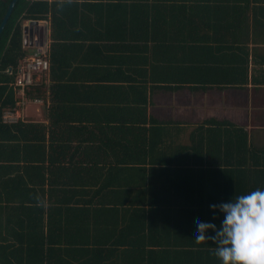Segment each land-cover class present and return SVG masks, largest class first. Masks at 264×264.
<instances>
[{
	"label": "trees",
	"instance_id": "obj_1",
	"mask_svg": "<svg viewBox=\"0 0 264 264\" xmlns=\"http://www.w3.org/2000/svg\"><path fill=\"white\" fill-rule=\"evenodd\" d=\"M251 1H17L0 35V264H221L196 220L219 227L209 205L264 190V169L242 129L188 135L157 99L245 86ZM48 15L51 57L29 55L24 23ZM36 56L50 70L20 98Z\"/></svg>",
	"mask_w": 264,
	"mask_h": 264
},
{
	"label": "crops",
	"instance_id": "obj_2",
	"mask_svg": "<svg viewBox=\"0 0 264 264\" xmlns=\"http://www.w3.org/2000/svg\"><path fill=\"white\" fill-rule=\"evenodd\" d=\"M249 5L248 37L245 33L237 31L238 28L233 29L241 34H238L241 39H248L246 46L242 45L247 49L249 60L247 83L243 88L218 89L214 87L200 93L187 89V114L183 111L181 118H186L187 134L198 128L206 119L226 122L242 129L248 135L247 144L254 153H251V157L262 165L256 169H264V0H252ZM51 20V16L48 15L45 20L29 21L30 24L37 22V27L43 30L42 37L39 33L28 42L34 54L41 52L51 57V44L53 43ZM26 27L28 26L24 29ZM238 56V54L232 55V61H235ZM39 107L38 104H27L25 112L29 114L30 110H33L32 112L37 113ZM38 115L40 114L33 117H38Z\"/></svg>",
	"mask_w": 264,
	"mask_h": 264
},
{
	"label": "clouds",
	"instance_id": "obj_3",
	"mask_svg": "<svg viewBox=\"0 0 264 264\" xmlns=\"http://www.w3.org/2000/svg\"><path fill=\"white\" fill-rule=\"evenodd\" d=\"M209 208L223 214V219L217 227L197 218L195 242L211 240L221 264H264V190L235 195L230 201L210 204ZM216 218L213 215L212 219ZM209 230L214 235H206Z\"/></svg>",
	"mask_w": 264,
	"mask_h": 264
},
{
	"label": "built area",
	"instance_id": "obj_4",
	"mask_svg": "<svg viewBox=\"0 0 264 264\" xmlns=\"http://www.w3.org/2000/svg\"><path fill=\"white\" fill-rule=\"evenodd\" d=\"M50 70V61L42 56H36L30 58L21 66L15 86L19 90V97H26V89L33 86L38 82L42 76ZM34 103H38V100H35ZM27 103L21 102V105L26 107ZM18 113L7 111L4 115L5 120L13 121L18 118Z\"/></svg>",
	"mask_w": 264,
	"mask_h": 264
},
{
	"label": "rangeland",
	"instance_id": "obj_5",
	"mask_svg": "<svg viewBox=\"0 0 264 264\" xmlns=\"http://www.w3.org/2000/svg\"><path fill=\"white\" fill-rule=\"evenodd\" d=\"M24 26L29 27V26H33V25H31L29 22H25ZM36 26H38V25H36ZM28 53H29V55H33L34 51L31 49H28ZM166 96H168V95H166ZM166 98L167 97L160 96L157 99V106H159L161 108V109H158V111H160V113L168 114V113H170V111H171V113L174 111L175 115L177 114L176 116H178V115L181 116V113L183 114L184 113L183 111H185L187 114V109H186V107H187V96H185L184 98H178L177 96L173 95V97L171 98V101L166 99ZM32 111L30 110L29 114H26V115L29 117H33L35 115L37 116V113L36 112L34 113ZM182 119H186V118L182 117Z\"/></svg>",
	"mask_w": 264,
	"mask_h": 264
},
{
	"label": "water",
	"instance_id": "obj_6",
	"mask_svg": "<svg viewBox=\"0 0 264 264\" xmlns=\"http://www.w3.org/2000/svg\"><path fill=\"white\" fill-rule=\"evenodd\" d=\"M17 1L18 0H12L11 3H10L9 8H8V10H7L2 22H1V25H0V35L3 32L4 28L6 27L11 15H12V12H13V10L15 8V5H16ZM31 25L37 27L36 26L37 22H31ZM33 26H29V27H26L24 29L25 35H26L25 36V42L26 43H28V41L30 42L32 39H34V35L38 36L39 33H40L41 37L43 35L42 28H38V27L34 28Z\"/></svg>",
	"mask_w": 264,
	"mask_h": 264
}]
</instances>
